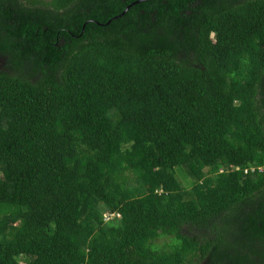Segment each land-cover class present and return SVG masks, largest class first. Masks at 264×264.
<instances>
[{
  "label": "trees",
  "instance_id": "1",
  "mask_svg": "<svg viewBox=\"0 0 264 264\" xmlns=\"http://www.w3.org/2000/svg\"><path fill=\"white\" fill-rule=\"evenodd\" d=\"M263 165L264 0H0V264H264Z\"/></svg>",
  "mask_w": 264,
  "mask_h": 264
},
{
  "label": "rangeland",
  "instance_id": "2",
  "mask_svg": "<svg viewBox=\"0 0 264 264\" xmlns=\"http://www.w3.org/2000/svg\"><path fill=\"white\" fill-rule=\"evenodd\" d=\"M47 1V0H45ZM176 171V177L177 179L179 180V182L183 185L184 188L186 189H190L191 187V180L190 178H188V176L184 173V171L182 170V168H176L175 169ZM170 243V239L168 238H163V239H160L159 241H156L155 242V245L156 246H159V247H163L165 246L166 244H169ZM23 264V263H22ZM194 264H202L201 261H195Z\"/></svg>",
  "mask_w": 264,
  "mask_h": 264
},
{
  "label": "built area",
  "instance_id": "3",
  "mask_svg": "<svg viewBox=\"0 0 264 264\" xmlns=\"http://www.w3.org/2000/svg\"><path fill=\"white\" fill-rule=\"evenodd\" d=\"M255 171H258V172H264V165L262 167H259L257 168V170L255 168H251L250 170H246L245 173H248V172H255Z\"/></svg>",
  "mask_w": 264,
  "mask_h": 264
},
{
  "label": "water",
  "instance_id": "4",
  "mask_svg": "<svg viewBox=\"0 0 264 264\" xmlns=\"http://www.w3.org/2000/svg\"><path fill=\"white\" fill-rule=\"evenodd\" d=\"M138 3H140V1L131 4L129 7L126 8V10L120 16L115 17V19L120 18L121 16H123L129 10L130 7H132L133 5H136Z\"/></svg>",
  "mask_w": 264,
  "mask_h": 264
}]
</instances>
